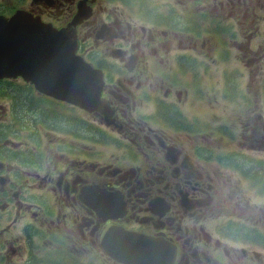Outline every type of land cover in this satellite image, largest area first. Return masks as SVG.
Instances as JSON below:
<instances>
[{
  "label": "flooded vegetation",
  "instance_id": "af4514ba",
  "mask_svg": "<svg viewBox=\"0 0 264 264\" xmlns=\"http://www.w3.org/2000/svg\"><path fill=\"white\" fill-rule=\"evenodd\" d=\"M55 1L44 0L43 6L33 4L30 9L10 10L1 16L10 19L20 11H27L36 17L35 22L59 31L75 27L79 35L80 29L100 45L101 56L94 59L88 51L93 42L78 37L83 57L103 74L102 100L112 110L110 123L114 126H108L104 115L98 112L76 111L75 116L78 119L98 116L101 126L92 127L115 129L122 140H83L80 134L79 150L73 160L65 157L61 165L51 161L44 168L27 173L41 179V187L47 188L48 195L56 196L64 181L61 198L64 196L68 206L63 214L40 218L43 224L57 227L54 237L50 232L44 234L47 238L42 249L34 245L30 233L27 235L32 258L48 251L57 258L46 264H65L64 257L74 264H121L106 253L104 238L112 228L122 227L170 242L176 249L174 264H264V182L256 170L245 167L233 155L212 152L220 146L216 140H179V135L167 131L175 121L177 125L184 122L176 112L182 107L190 108V88L195 84L196 73L192 72L195 80L188 83L189 88H167L171 85L170 77L160 86L149 67L152 60H158L156 38L150 35L144 38L145 27L144 32L141 29L125 32L124 18L115 0H67L64 12L46 14L47 8L58 6ZM193 1L179 0V3L183 9H189ZM200 1L195 24L187 29L196 41L195 54L206 53V58L212 60V48L218 43L216 32L227 30L233 17L246 37L258 32V14H249L252 0ZM263 1L256 0V5L264 8ZM146 3L148 16L163 3L169 13L173 9L181 11L166 1L157 5L151 0ZM200 12L206 15L201 16ZM62 16L67 17L64 25L58 19ZM89 16L90 20L83 21ZM133 20L130 15L131 26ZM158 20L163 25L161 34L174 31L171 17L163 15ZM11 25L19 30L26 26L21 19L5 27ZM149 33L152 35L151 30ZM243 38L241 35L239 44L245 43ZM228 43L233 45L234 40L222 41L223 45ZM136 47L140 50L138 56L133 54ZM139 56L143 64L136 72ZM182 61L178 59L177 76L193 71L192 64L185 66ZM205 73L208 74L207 68ZM139 91H145L140 93L141 99L137 96ZM138 112L140 118L136 116ZM73 116L54 122L58 124L55 129L59 133L69 129L78 136ZM41 140L37 139L39 145ZM68 168L64 180L61 179ZM0 172H4L2 161ZM114 178L122 179L119 183L127 197L126 207L122 212L104 216L90 199L110 190ZM1 187H5L2 182ZM72 240L76 243H70ZM57 259L62 262H55Z\"/></svg>",
  "mask_w": 264,
  "mask_h": 264
},
{
  "label": "rangeland",
  "instance_id": "374dc122",
  "mask_svg": "<svg viewBox=\"0 0 264 264\" xmlns=\"http://www.w3.org/2000/svg\"><path fill=\"white\" fill-rule=\"evenodd\" d=\"M151 1L154 5L166 1L173 8L177 7L178 9L183 10V6L179 3V0ZM115 2L117 5L122 3L121 0H115ZM251 2L253 4L249 6V14L252 15L253 12H256L258 16H261L264 8L257 6L256 0L249 1V3ZM43 3L44 0H36V2L35 0H0V15L4 14L5 12H9L10 10H13L14 12L20 8L30 9L33 7V4L43 6ZM55 3L58 4V6L47 8L46 14L51 13V11L64 12L63 10L67 5V0H56ZM169 15H171L170 22L174 31H166V34L160 33V31L163 29V25L159 24L158 19L163 16L160 15L156 9L153 10L152 16H148L146 14L141 18H137L136 21H132V26L129 23L128 17L122 23L125 25L123 27L125 32H129L132 29V33H135L140 31L141 27H145L146 32L144 33V38L146 35L156 38V46L158 47V60H152V62L149 64V67L151 69V73L154 74L155 79L158 80L160 86H162L163 83H165L169 78L171 71L178 64V59L182 60L186 55L195 52L196 41L193 38L192 33L188 32L187 29L184 28L181 16L175 9H173ZM15 16L18 19H21L24 25H33L36 19L35 16L27 11H20L16 13ZM58 19H61V24L64 25L67 17L62 16L58 17ZM88 20H90V16L86 19H83V21ZM149 30L152 31V35L149 33ZM79 31L81 37L93 42L92 47L88 48L90 57L99 59L101 56L100 45L95 43L92 37L85 36L80 29ZM80 35L77 32V29L72 27L66 34V37H68L70 40H73ZM113 38L115 39L116 35ZM262 39L264 42V24H262ZM227 48L231 50V44L228 43ZM213 51H215V48ZM139 53V48H134L133 54L138 56ZM202 54L206 55V53L203 52ZM222 54H225L223 48ZM232 55V50L227 53V56ZM141 64H143V58L139 56L138 61L135 64L136 72H138V70L141 68ZM227 67L234 70L236 74L240 76L241 65L239 63H234L232 65L229 64ZM210 73L212 85L210 86L209 82H206L202 87V92L206 102L204 101L201 103L200 112H188L186 110H182L179 113L181 118H191L194 114L197 115L198 120L202 123V127L189 130L187 127H185V124L180 125L178 127L180 133H173L180 136L179 140H185L184 135L187 132L191 133V136L188 140H224L217 134L216 125L218 124L219 118L214 116L213 113H208L211 108H216L218 105H220L216 104L213 106L211 104L215 101L212 90L217 92L219 95V88L217 84L218 75L214 69ZM201 74H203L202 69ZM238 76H235L232 73L227 74V79L229 81L227 89L233 91L235 88H237L232 93V108L238 109V111H240L241 78L239 79ZM253 77L255 79V82L253 83L255 89L253 91H249L247 95L249 100L250 120L248 128L249 142L244 149H241L242 146L239 144V142L242 141V134L245 130L235 129L231 134L227 135L226 140L230 141L229 143L225 142V148L223 150V154H229L233 151L236 152L237 155H240L241 152H244L245 154L242 155V157L243 165L245 167L255 164V161L251 160L249 156L264 158V147L261 149H253L251 148V145L253 144L250 143L251 137L255 134H258V138L264 137V134H262L264 133V87L262 88L260 86L261 80L264 81V57L263 62L259 65ZM201 83H203V77H201ZM225 85V82L221 84L222 89L225 87ZM257 86L259 89H257ZM141 92L145 91L138 92L137 96L139 99H141ZM24 95L28 96V101L26 103L21 102L18 106L16 101L18 99L21 101ZM235 95L238 96L237 99L234 98ZM37 100H42L43 105H37ZM217 103H220V101ZM55 109L56 108L54 106L47 102V99H44L41 96H31L26 81L22 82L19 80H13L10 81L9 84H0V153L2 155L3 152L4 158H1L0 161L4 163V169L9 168L8 172H0V176L7 180L5 191L0 192V264H22L25 262V258L27 256L30 257L29 262H27L28 264H46L48 260L57 258L55 254L49 252H41L36 257L32 258V251L29 247L30 241L27 240L26 237L29 233L35 234L32 235L34 245L42 249L43 239L45 238L44 234L48 232L56 234L57 227L54 225L42 224L39 221L40 218L53 217L57 216L59 213L63 214L67 212L66 203L64 198L61 199L59 195L60 193H58L57 196L48 195L46 188L37 187L33 182V176L27 174L30 170L36 169V166H34L32 163H23L35 161L38 165V169H41L52 160L58 161L59 158H64L66 156L72 158L71 154L65 151L67 144H71L72 141L51 140L53 137H56L52 131L55 130V127L58 126V124L41 120L40 110L43 112H53ZM259 115H261L262 121L257 120V116ZM136 116L140 118L141 114L138 112ZM244 117L245 116L242 113V119H244ZM72 119L77 121L78 125V136L72 139L74 140V143L75 140H81L80 134H82L83 140H121V137L117 133L108 131L115 137L112 139L106 136L104 132L101 133L92 127L93 124L101 126L102 121L98 116H80L79 119L77 116H74ZM73 123L75 122L73 121L71 123V127ZM174 130L175 128H171V131L167 129L169 133ZM38 138L42 139L40 153L37 152L35 146L31 145L29 141H27L37 140ZM260 167L262 168L263 173L261 182H263L264 166ZM15 169H19L20 173L19 171H15ZM23 193H26L25 197L23 196ZM35 218L38 219L35 220ZM263 230L264 228L262 231ZM70 243L75 244L76 241L72 240ZM87 259L90 261L91 258L88 257ZM92 260L94 259L92 258ZM64 261L65 264H74V261L68 257H64ZM55 262L62 261L57 259Z\"/></svg>",
  "mask_w": 264,
  "mask_h": 264
},
{
  "label": "water",
  "instance_id": "95a60500",
  "mask_svg": "<svg viewBox=\"0 0 264 264\" xmlns=\"http://www.w3.org/2000/svg\"><path fill=\"white\" fill-rule=\"evenodd\" d=\"M5 24L0 23V74L22 75L43 93L105 113L101 75L76 56L77 44L65 30L58 32L38 22L20 30ZM26 66L34 73L25 75ZM104 249L123 264H174L176 258V249L168 242L119 227L105 235Z\"/></svg>",
  "mask_w": 264,
  "mask_h": 264
},
{
  "label": "trees",
  "instance_id": "16d2710c",
  "mask_svg": "<svg viewBox=\"0 0 264 264\" xmlns=\"http://www.w3.org/2000/svg\"><path fill=\"white\" fill-rule=\"evenodd\" d=\"M28 96L27 95H24L22 99H27ZM22 102V100L20 101L19 99L17 100V105H20V103ZM47 121V120H46ZM48 122H56L54 120H48Z\"/></svg>",
  "mask_w": 264,
  "mask_h": 264
}]
</instances>
